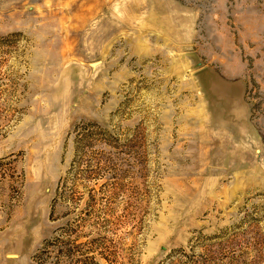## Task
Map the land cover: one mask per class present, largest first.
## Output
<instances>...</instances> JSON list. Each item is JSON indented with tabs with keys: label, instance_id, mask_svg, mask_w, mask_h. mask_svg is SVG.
<instances>
[{
	"label": "rangeland",
	"instance_id": "obj_1",
	"mask_svg": "<svg viewBox=\"0 0 264 264\" xmlns=\"http://www.w3.org/2000/svg\"><path fill=\"white\" fill-rule=\"evenodd\" d=\"M0 264H264V0H0Z\"/></svg>",
	"mask_w": 264,
	"mask_h": 264
},
{
	"label": "trees",
	"instance_id": "obj_2",
	"mask_svg": "<svg viewBox=\"0 0 264 264\" xmlns=\"http://www.w3.org/2000/svg\"><path fill=\"white\" fill-rule=\"evenodd\" d=\"M65 230H66V232H65V234H63V235H65V236H63V240H62V238L60 239V237L57 236L55 241L53 243H50V244H52L53 246L57 247V246H60V244L62 243V246L64 247L65 250L60 249V250H58V252L60 251L61 254L64 253V255H66L67 257L71 256V259H73L72 258L73 257L72 256V250L70 248H68V250H66L65 245H66V243L69 242V240H66L68 238V235L70 236V235H72L75 232L74 222L73 221L68 222L67 226L65 227ZM64 238H65V240H64ZM60 240H62V241H60Z\"/></svg>",
	"mask_w": 264,
	"mask_h": 264
}]
</instances>
